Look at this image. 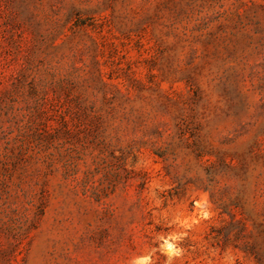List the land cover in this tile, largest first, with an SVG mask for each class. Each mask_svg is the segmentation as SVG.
<instances>
[{"label":"rangeland","instance_id":"obj_1","mask_svg":"<svg viewBox=\"0 0 264 264\" xmlns=\"http://www.w3.org/2000/svg\"><path fill=\"white\" fill-rule=\"evenodd\" d=\"M264 0H0V264H256Z\"/></svg>","mask_w":264,"mask_h":264},{"label":"trees","instance_id":"obj_2","mask_svg":"<svg viewBox=\"0 0 264 264\" xmlns=\"http://www.w3.org/2000/svg\"><path fill=\"white\" fill-rule=\"evenodd\" d=\"M240 215L241 218L230 215L223 248L233 247L235 251L253 258L256 264H264V221L256 218L252 212Z\"/></svg>","mask_w":264,"mask_h":264},{"label":"clouds","instance_id":"obj_3","mask_svg":"<svg viewBox=\"0 0 264 264\" xmlns=\"http://www.w3.org/2000/svg\"><path fill=\"white\" fill-rule=\"evenodd\" d=\"M140 264H144V262L142 261V262H140Z\"/></svg>","mask_w":264,"mask_h":264}]
</instances>
